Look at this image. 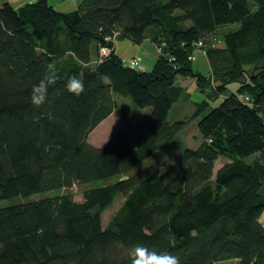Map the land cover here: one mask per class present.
<instances>
[{
  "label": "trees",
  "instance_id": "1",
  "mask_svg": "<svg viewBox=\"0 0 264 264\" xmlns=\"http://www.w3.org/2000/svg\"><path fill=\"white\" fill-rule=\"evenodd\" d=\"M228 24L238 26L220 34ZM115 32L161 46L154 67L125 66L114 50L99 62ZM200 39L207 75L190 58ZM73 75L84 84L79 96L66 88ZM178 76L225 97L211 108L195 103L201 140L166 178L153 157L188 125L168 120L186 94ZM49 79L45 102L33 104V86ZM116 95L151 111L134 116ZM112 112L120 126L92 144L90 132ZM35 194L43 196L0 206V264H131L136 245L179 264H264V0H81L70 11L4 1L0 200ZM118 194L123 203L105 226Z\"/></svg>",
  "mask_w": 264,
  "mask_h": 264
},
{
  "label": "rangeland",
  "instance_id": "2",
  "mask_svg": "<svg viewBox=\"0 0 264 264\" xmlns=\"http://www.w3.org/2000/svg\"><path fill=\"white\" fill-rule=\"evenodd\" d=\"M81 0H48L50 4H52L58 10H70L74 9L78 6V3ZM252 0H249L251 2ZM238 25L237 24H228L219 28V33L223 34L227 30L234 29ZM118 44L121 48L118 49L119 52L125 51V57L129 58L136 53V48L138 44L131 40L129 37H117L115 40L114 46ZM137 45V46H136ZM140 49H142L141 53H148L156 55V46L155 44L148 38L145 39L141 44H139ZM134 49V50H133ZM261 62V61H260ZM96 64V62H94ZM93 63V64H94ZM192 66L195 70L203 73H209V64L206 54L200 52L199 50L195 51V59L192 60ZM244 67L248 71H252V66L250 64H245ZM140 67L137 68L139 70ZM254 71V68H253ZM187 84V83H185ZM238 86L235 83H232L228 86L226 94H230L232 92H236ZM208 91V90H207ZM117 96V102L121 105L127 107L129 111L135 116L142 114L144 111L149 110L150 107L141 108L134 104L131 98L124 97L121 95ZM224 95H221L217 98H211L208 96L206 91H201L197 88V84L194 81L193 83L189 84L186 87V94L183 95L178 102H176L173 107L171 108L168 120L173 122V120H188V125L186 129L181 132L175 139L170 141L160 150H158L153 159H157L161 165L162 171L165 174L166 178H171L173 174L183 165H185V159L183 156L184 149L186 148H196L201 140L200 133L197 127V118H192L191 115L196 108L197 102H201L204 99H208L209 101V108L218 105L221 100L224 98ZM208 108V110H209ZM114 118V116H112ZM117 117V116H116ZM107 120V124H103L101 127H97L93 132L91 131L89 134V139L92 141V138L95 139H105L107 136L110 135L111 132L118 126L117 118ZM119 122V121H118ZM227 157L221 156L216 163L215 172L217 170V166L219 167L223 163L227 161ZM72 192L75 194V198L77 200H82V189L78 186L71 189ZM48 194H55L54 192H50ZM43 194H35L30 196L29 198H14L10 200H0V206L8 205L11 203H17L21 201H26L29 199H37L41 198ZM124 197L121 194H118L114 200V202L107 207L102 213V221L103 224L106 226L113 216V214L117 211V209L123 203ZM235 259H227L223 261L216 262L214 264H230L235 262Z\"/></svg>",
  "mask_w": 264,
  "mask_h": 264
},
{
  "label": "clouds",
  "instance_id": "3",
  "mask_svg": "<svg viewBox=\"0 0 264 264\" xmlns=\"http://www.w3.org/2000/svg\"><path fill=\"white\" fill-rule=\"evenodd\" d=\"M48 81L41 80L39 84L34 85L31 93V101L35 105L43 104L46 100ZM66 88L69 92L79 96L84 90L82 79L73 75L69 77ZM131 264H179V258L170 253H157L149 251L143 245H136L131 253Z\"/></svg>",
  "mask_w": 264,
  "mask_h": 264
},
{
  "label": "crops",
  "instance_id": "4",
  "mask_svg": "<svg viewBox=\"0 0 264 264\" xmlns=\"http://www.w3.org/2000/svg\"><path fill=\"white\" fill-rule=\"evenodd\" d=\"M4 1H9L13 6H15L16 8H18V7H20V6H22L23 4H25V3H28V2H32V1H34V0H0V5L4 2ZM73 9V8H72ZM72 9H70V10H72ZM70 10H67V11H70ZM61 11H64V10H61ZM148 39V38H147ZM132 40V39H131ZM155 44V43H154ZM137 46V45H136ZM155 46H156V55H154V54H148V53H141V51H142V49H140V46H139V44H138V47L136 48V53L134 54V51H133V54L131 55V56H128L129 58H133V57H136V56H139L140 58H141V62H140V65L138 66V67H140L139 68V70H141V71H150L153 67H154V65H155V62H156V59H157V57H158V55L160 54V52H159V50H158V47H157V45L155 44ZM119 48H121L118 44H116V46H114V51H115V53L116 54H118L120 57H122V58H124L125 57V55H127V54H125V51H123V52H119L118 51V49ZM134 50V49H133ZM124 56V57H123ZM195 59V58H194ZM208 64H209V62H208ZM209 71H210V65H209ZM195 80L192 78V77H188V78H183V77H181V76H178L177 77V79H176V82L178 83V84H180L181 86H183V87H187L188 86V83L189 84H191V83H193ZM185 83H187V84H185ZM236 84V83H235ZM237 86H238V84H236ZM197 88H198V86H197ZM198 89H200V88H198ZM116 99H117V97H116ZM120 104V103H119ZM121 105V104H120ZM151 111V109H149V110H146V111H144L143 113H145V112H150ZM112 116H114V118L116 119L117 118V123H118V126L115 128V129H117L119 126H120V124H121V121H120V119H119V117L117 116V114L115 113V112H112L111 114H109L104 120H102L95 128H94V130L97 128V127H101L103 124H105L106 122H107V120H109V119H112L113 117ZM117 116V117H116ZM114 118H113V121H114ZM178 120V119H177ZM119 121V122H118ZM173 121H175V120H173ZM107 124V123H106ZM114 129V130H115ZM92 132H93V130H92ZM112 133V132H111ZM110 133V134H111ZM110 136V135H109ZM109 136H107L104 140L103 139H95V138H92V141L89 139V141L92 143V144H94V145H96V146H103L107 141H108V139H109ZM250 160L251 159H253V157H250L249 158ZM219 160V159H218ZM217 160V161H218ZM217 161H216V163H217ZM221 167V165L218 167L217 166V170L219 169ZM215 168H216V164H215ZM215 168H214V171H215ZM216 170V171H217Z\"/></svg>",
  "mask_w": 264,
  "mask_h": 264
},
{
  "label": "built area",
  "instance_id": "5",
  "mask_svg": "<svg viewBox=\"0 0 264 264\" xmlns=\"http://www.w3.org/2000/svg\"><path fill=\"white\" fill-rule=\"evenodd\" d=\"M117 37H118V32H115L113 35L106 36L105 43L99 46V59H98L99 62L103 61L105 57L109 56L110 53L114 50V44H115V40ZM213 42H214L213 45H216L220 41L217 39H214ZM157 47H158L159 52L162 53V47L161 46H157ZM196 49L204 54L206 53L204 42L202 39L196 42ZM190 58L194 59L195 54H193ZM121 61L123 65L137 69L138 66L140 65L141 58L139 56H136L133 58H122ZM244 100L250 104H253L251 97L249 95H245ZM260 221L264 225V210L261 214Z\"/></svg>",
  "mask_w": 264,
  "mask_h": 264
}]
</instances>
